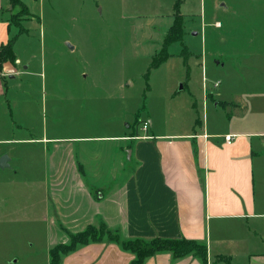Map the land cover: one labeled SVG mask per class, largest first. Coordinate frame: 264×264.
Listing matches in <instances>:
<instances>
[{
    "label": "crops",
    "instance_id": "0c3cea01",
    "mask_svg": "<svg viewBox=\"0 0 264 264\" xmlns=\"http://www.w3.org/2000/svg\"><path fill=\"white\" fill-rule=\"evenodd\" d=\"M15 7L0 0V49L15 38L16 59L3 63L15 73L0 74V157L10 158L0 167V237L19 226L30 237L40 234L50 264L52 247L104 223L123 240L159 236L207 246V263L159 251L144 264H221L216 259L223 256L230 264H264V60L203 66L201 89L188 76L180 90L187 86L190 99H177L173 89L174 110L166 107L159 121L150 117L143 132L110 114L105 134H76L88 122H72L68 102L83 109L85 98L69 93V106L61 108L67 120L41 128L30 63L16 51L25 34L13 22ZM201 23L185 33L206 34ZM189 52L199 60L201 53ZM227 135L234 136L230 143ZM61 258V264H130L136 256L104 238Z\"/></svg>",
    "mask_w": 264,
    "mask_h": 264
},
{
    "label": "rangeland",
    "instance_id": "374dc122",
    "mask_svg": "<svg viewBox=\"0 0 264 264\" xmlns=\"http://www.w3.org/2000/svg\"><path fill=\"white\" fill-rule=\"evenodd\" d=\"M24 1L27 12L15 4L17 28L25 34L16 51L30 63L31 98L41 128L67 120L62 119L61 108L69 106V93L85 98L83 109L79 101L78 107L68 102L75 119L71 121L88 122L76 134H105L106 125L114 120L110 114L143 132L145 120L153 116L159 121L166 107L174 110L173 89L177 99H190L187 86L180 90L188 76H193L196 91L201 89L203 66L214 68L221 60L229 69L233 63L264 60V0H183L184 31L203 27L205 20L207 33H185L183 41L169 44V59L155 67L152 63L173 21L176 0ZM186 51L201 53L199 60L189 52L185 61ZM5 52L0 49V58ZM14 71L0 66L6 78ZM199 112L203 118L202 106ZM70 130L73 134V125ZM8 232L0 237V264H48L49 245L40 234L30 237L20 226ZM216 261L227 264L223 257Z\"/></svg>",
    "mask_w": 264,
    "mask_h": 264
},
{
    "label": "trees",
    "instance_id": "16d2710c",
    "mask_svg": "<svg viewBox=\"0 0 264 264\" xmlns=\"http://www.w3.org/2000/svg\"><path fill=\"white\" fill-rule=\"evenodd\" d=\"M183 0H176L174 4V18L172 25L170 26L166 36L163 47L155 54L152 67L159 66L165 62L170 57L168 51V46L172 42L183 41V36L185 35L184 31V16L181 14V4ZM14 4H18L22 7L23 10L28 11L27 6L24 3V0H14ZM17 24L18 18L16 15L13 16V22ZM19 25V24H17ZM15 38L10 40L8 43L3 45L1 48L6 49L5 55L3 58H0V66L6 61H15V51L14 43ZM163 54L161 55V53ZM187 52V51H186ZM183 52L185 61L189 57V51L186 53ZM107 239L109 241H115L119 243L127 251L130 250L136 256L135 259L131 261L130 264H144V261L159 251H169L175 257H184L187 255L194 254L200 257L204 263L208 261L207 246L202 244L195 239H186V238H163L156 237L153 239H141L134 238L123 240L120 236V233L116 229H110L106 224L100 223V228L97 226L90 225L81 232L71 233L70 240L66 243L58 244L51 248L49 256L51 258L50 264H61L62 256L66 253L75 250L81 244H87L89 242H97L99 240ZM227 264L231 263V259L227 256H223Z\"/></svg>",
    "mask_w": 264,
    "mask_h": 264
},
{
    "label": "water",
    "instance_id": "95a60500",
    "mask_svg": "<svg viewBox=\"0 0 264 264\" xmlns=\"http://www.w3.org/2000/svg\"><path fill=\"white\" fill-rule=\"evenodd\" d=\"M198 33L196 31L192 32V35H197ZM181 89H183V85H181ZM9 156L4 154L2 157H0V167H6L8 165Z\"/></svg>",
    "mask_w": 264,
    "mask_h": 264
},
{
    "label": "built area",
    "instance_id": "2783aa9c",
    "mask_svg": "<svg viewBox=\"0 0 264 264\" xmlns=\"http://www.w3.org/2000/svg\"><path fill=\"white\" fill-rule=\"evenodd\" d=\"M148 128H149V121L146 120V121L143 123V130H147ZM233 137H234L233 135H227V136H226V141H227L228 143H230Z\"/></svg>",
    "mask_w": 264,
    "mask_h": 264
}]
</instances>
